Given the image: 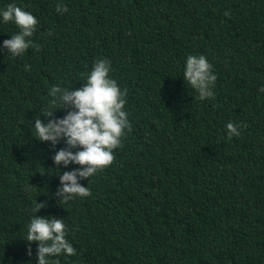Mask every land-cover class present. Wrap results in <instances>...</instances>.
I'll return each mask as SVG.
<instances>
[{
  "label": "trees",
  "instance_id": "trees-1",
  "mask_svg": "<svg viewBox=\"0 0 264 264\" xmlns=\"http://www.w3.org/2000/svg\"><path fill=\"white\" fill-rule=\"evenodd\" d=\"M57 2L0 0L38 21L22 56L0 51V264H36L35 200L76 249L59 264H264V0H60L62 14ZM17 30L0 24V43ZM189 54L212 64L213 97L183 80ZM99 58L130 127L113 162L78 181L91 194L63 202L59 176L80 166L53 164L65 143L38 141L32 123L48 119L50 86L78 89Z\"/></svg>",
  "mask_w": 264,
  "mask_h": 264
},
{
  "label": "clouds",
  "instance_id": "clouds-1",
  "mask_svg": "<svg viewBox=\"0 0 264 264\" xmlns=\"http://www.w3.org/2000/svg\"><path fill=\"white\" fill-rule=\"evenodd\" d=\"M55 10L58 14L68 11L60 0ZM9 22L18 30L0 43V51L7 50L11 57L22 56L30 46H34L31 37L36 30L37 18L16 3H9L0 8V24ZM24 68L27 71L31 66L25 64ZM110 71L111 62L99 58L84 75V82L78 89L69 90V87L62 84H53L48 89L49 99L40 114L48 119L45 122L39 116L33 119L32 129L38 141L55 146L63 140L66 145V148L55 152L53 164L80 166L59 176L57 195L62 197L60 201L67 202L91 194L89 188L81 186L78 181L89 178L113 162L114 150L121 146L122 136L130 127L127 118L129 114L124 109L126 92L111 78ZM181 71L183 80L195 90L198 99L213 97L217 76L205 55H187ZM260 91L264 92V86ZM65 105L70 106L71 110L62 118H51L54 111L62 110ZM240 127L229 121L225 125L226 135L239 136ZM46 206L45 202L37 203L35 200L24 235V241L28 243L26 255L31 259L30 245L35 242L36 264H59L54 258L72 256L76 249L66 238L64 219L36 215L39 209Z\"/></svg>",
  "mask_w": 264,
  "mask_h": 264
}]
</instances>
